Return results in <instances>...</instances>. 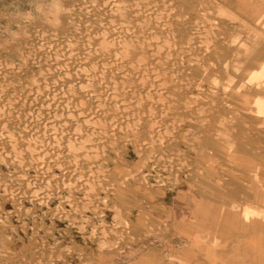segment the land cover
I'll return each instance as SVG.
<instances>
[{
  "label": "rangeland",
  "instance_id": "obj_1",
  "mask_svg": "<svg viewBox=\"0 0 264 264\" xmlns=\"http://www.w3.org/2000/svg\"><path fill=\"white\" fill-rule=\"evenodd\" d=\"M252 107L264 108V0H0V126L57 108L86 128L78 150L105 145L119 219L143 239L123 264H264L247 245L264 220ZM151 160L166 174L155 185L141 177ZM7 237L0 230V264H29L31 246Z\"/></svg>",
  "mask_w": 264,
  "mask_h": 264
},
{
  "label": "built area",
  "instance_id": "obj_2",
  "mask_svg": "<svg viewBox=\"0 0 264 264\" xmlns=\"http://www.w3.org/2000/svg\"><path fill=\"white\" fill-rule=\"evenodd\" d=\"M62 113L38 110L0 126V230L9 246H31L22 257L29 264H98L96 254L110 250L113 259L100 264H123L126 247L143 239H133L119 219L123 206L105 145L78 150L80 118ZM161 166L149 161L142 179L155 185L166 176ZM127 177L137 182L138 175Z\"/></svg>",
  "mask_w": 264,
  "mask_h": 264
},
{
  "label": "crops",
  "instance_id": "obj_3",
  "mask_svg": "<svg viewBox=\"0 0 264 264\" xmlns=\"http://www.w3.org/2000/svg\"><path fill=\"white\" fill-rule=\"evenodd\" d=\"M251 111H254L252 114ZM258 109L256 108H250V113L248 114L249 116H256L255 119H244V121L247 123L251 131H254L258 136L262 137L260 139H264V115L263 114H258ZM264 113V111H263ZM263 119V120H262ZM255 128H261L263 131H257ZM261 134V135H260ZM257 194L255 195V199L257 202L261 203V205L264 208V188L263 185L257 189ZM204 210H206L204 208ZM252 231V235H250L247 239V245L249 248L255 252V251H262L264 250V239H261L259 236L263 235L264 233V220L262 222H258L257 224L251 225L250 227ZM187 231L191 230V227L186 228ZM199 247V244L196 240L191 241V246L192 247ZM189 251V249H186ZM205 251L209 254L208 256H211L210 251L206 248Z\"/></svg>",
  "mask_w": 264,
  "mask_h": 264
},
{
  "label": "bare ground",
  "instance_id": "obj_4",
  "mask_svg": "<svg viewBox=\"0 0 264 264\" xmlns=\"http://www.w3.org/2000/svg\"><path fill=\"white\" fill-rule=\"evenodd\" d=\"M84 1H85V0H84ZM117 1H118V0H117ZM114 2H115V1H114ZM117 3L119 4V2H117ZM108 5H109V4H108ZM114 6H115V5H114ZM252 7H253V6H252ZM111 8H112V6H111ZM84 10H85V9H84ZM88 10H89V9H88ZM113 11H114V10H113ZM230 13H231V12H230ZM145 16H146V15H145ZM145 16H144V17H145ZM131 20H132V19H131ZM134 20H135V19H134ZM110 21H111V20H110ZM165 21H166V20H165ZM138 22H139V21H138ZM131 25H132V24H131ZM141 25H142V24H141ZM137 26H138V23H137ZM143 26H144V25H143ZM207 26H208V25H207ZM210 26H211V25H210ZM211 27H212V26H211ZM97 29H98V28H97ZM113 29H114V28H113ZM98 30H99V29H98ZM200 31H201V30H200ZM207 31H208V30H207ZM147 32H148V31H147ZM112 33H113V32H112ZM200 33H201V32H200ZM206 33H207V32H206ZM141 34H142V33H141ZM149 34H150V33H149ZM175 34H176V33H175ZM139 35H140V34H139ZM204 35H205V34H204ZM141 36H142V35H141ZM69 37H71V36H69ZM94 37H95V36H94ZM116 37H117V36H116ZM119 37H120V36H119ZM126 37H127V36H126ZM137 37H138V36H137ZM139 37H140V36H139ZM72 38H73V37H72ZM106 39H107V38H106ZM113 39H114V38L112 37V40H113ZM117 39H118V37H117ZM79 40H80V39H79ZM101 40H103V39H101ZM47 41H48V40H47ZM110 41H111V40H110ZM115 41H116V39H115ZM115 41H114V42H115ZM56 42H57V41H56ZM117 42H118V41H117ZM117 42H116V43H117ZM51 43H52V42H51ZM101 43H102V42H101ZM111 43H112V42H111ZM118 43H119V44H118ZM118 43H117V44H118L119 50H121L122 48H124V42H123V40H119ZM33 44H34V43H33ZM70 44H72V43H70ZM109 44H110V43H109ZM114 44H115V43H114ZM45 45H46V44H45ZM211 45H212V44H211ZM125 46H126V45H125ZM134 46H135V45H134ZM209 46H210V45H209ZM105 47H106V46H105ZM109 47H111V44L109 45ZM118 47L115 46V48H118ZM127 47H129V46H127ZM150 47H151V46H150ZM59 48H60V47H59ZM89 48H90V47H89ZM129 48H130V47H129ZM50 49H51V47H50ZM124 49H125V48H124ZM126 49H127V48H126ZM130 49H131V48H130ZM130 49H129V51H130ZM135 49H136V48H135ZM55 50H56V49H55ZM104 50H105V49H104ZM109 50H114V48H113V49L110 48ZM119 50H118V49L115 50L116 52L114 51V52H115L114 54H116L117 52L123 54L122 50H121V51H119ZM153 50H154V49H153ZM210 50H211V49H210ZM105 51H106V50H105ZM131 51H132V50H131ZM141 51H142V50H141ZM51 52H52V51H51ZM161 52H162V51H161ZM118 53L116 54V55H117V58H118ZM124 53H125V51H124ZM149 53H150V52H149ZM152 53H153V52H152ZM152 53H151V54H152ZM81 54H82V52H81ZM136 54H138V53H136ZM37 55H38V54H37ZM37 55H36V56H37ZM133 56H134V55H133ZM82 57H84V56H82ZM119 57H121V55H120ZM34 58H35V57H34ZM72 58H73V57H72ZM114 58H115V55H114ZM129 58H130V57H129ZM63 61H64V60H63ZM85 61H87V60H85ZM146 61H147V60H146ZM146 61H145V62H146ZM59 62H60V61H59ZM118 62H120V61H118ZM96 63H97V62H96ZM26 64H27V63H26ZM86 64H87V63H86ZM91 64H93V63H91ZM203 64H204V63H203ZM51 65H52V64H51ZM88 65H89V64H88ZM114 65H115V63H114ZM86 66H87V65H86ZM86 66H85V67H86ZM132 66H133V65H132ZM54 69H55V68H54ZM89 69H90V68H89ZM77 70H78V69H77ZM79 71H80V70H79ZM258 71H259V69H258ZM261 71H262V70H261ZM261 71H259V72H261ZM58 72H59V70H58ZM93 72H94V71H93ZM53 73H54V72H53ZM83 73H84V72H83ZM88 73H89V72H88ZM88 73H87V74H88ZM133 73H134V72H133ZM256 73H257V72H256ZM56 74H57V73H56ZM116 74H117V73H116ZM250 74H251V73H250ZM53 75H54V74H53ZM83 75H84V74H83ZM140 75H141V74H140ZM257 76H258V75H257ZM165 77H166V76H165ZM1 78H2V77H1ZM82 78H83V77H82ZM104 78H105V77H104ZM157 78H158V77H157ZM45 79H46V78H45ZM90 79H91V78H90ZM257 79H258V78H257ZM1 81H2V80H1ZM45 81H47V80H45ZM85 81H86V80H85ZM250 81H251V80H250ZM216 82H217V81H216ZM57 83H58V82H57ZM75 83H76V82H75ZM83 83H85V82H83ZM76 84H77V83H76ZM151 85H152V84H151ZM241 85H242V84H241ZM39 86H40V85H39ZM55 86H56V85H55ZM74 86H75V85H74ZM232 87H233V86H232ZM235 87H236V85H235ZM94 89H95V88H94ZM85 90H86V89H85ZM231 90H232V89H231ZM149 91H150V90H149ZM232 91H233V90H232ZM249 92H250V91H249ZM42 93H43V92H42ZM166 94H167V93H166ZM182 94H183V93H182ZM98 95H99V94H98ZM120 97H121V96H120ZM191 97H192V96H191ZM247 97H248V96H245V98H247ZM262 97H263V96H262ZM20 98H21V97H20ZM87 98H88V97H87ZM245 98H244V99H245ZM73 99H74V98H73ZM90 99H91V98H90ZM256 99H257V98H256ZM92 100H93V99H92ZM245 100H246V99H245ZM260 101H261V100H260ZM108 102H109V101H108ZM255 102L257 103V101L254 100V103H255ZM258 102H259V100H258ZM145 103H146V102H145ZM206 103H207V102H206ZM212 103H213V101H212ZM259 103H260V102H259ZM213 104H214V103H213ZM247 104H248V103H247ZM257 104H258V103H257ZM261 104H262V103H261ZM149 105H150V104H149ZM155 105H156V104H155ZM254 105H255V104H254ZM117 106H118V105H117ZM207 106H208V105H207ZM75 107H76V106H75ZM91 107H92V106H91ZM142 107H143V106H142ZM199 107H200V106H199ZM260 107L262 108V106H260ZM260 107H259V108H260ZM47 108H48V107H47ZM41 109H42V108H41ZM51 109H52V108H51ZM56 109H57V108H56ZM56 109H55V110H56ZM162 109H163V108H162ZM263 109H264V108H263ZM263 109H258V110H263ZM48 110H49V108H48ZM53 110H54V109H53ZM55 110H54V111H55ZM81 110H82V109H81ZM163 110H164V109H163ZM203 110H204V109H203ZM42 111H43V110H42ZM78 111H79V110H78ZM82 111H83V110H82ZM82 111H81V112H82ZM88 111H89V110H88ZM1 112H3V111H1ZM1 112H0V113H1ZM43 112H44V111H43ZM45 112H47V111L45 110ZM91 112H92V111H91ZM94 112H96V110H95ZM258 112H259V111H258ZM3 113H4V112H3ZM3 113H2V114H3ZM65 114H66V113H65ZM92 114H93V113H92ZM94 114H95V113H94ZM96 114H99V113L97 112ZM156 114H157V113H156ZM259 114H260V112H259ZM0 115H1V114H0ZM3 115H4V114H3ZM83 115H84V114H83ZM86 115H87V114H86ZM86 115H85V116H86ZM144 115H145V114H144ZM147 118H148V116H147ZM88 119H89V118H87V120H88ZM148 119H149V118H148ZM150 119H151V118H150ZM205 119H206V118H205ZM9 120L11 121L12 119H9ZM9 120H8V121H9ZM19 120H20V119H19ZM103 120H104V119H103ZM10 121H9V122H10ZM12 121H13V120H12ZM14 121H16V120H14ZM9 122H8V123H9ZM85 122H86V121H85ZM88 122H89V120L86 122V125H87ZM90 122H91V121H90ZM90 122H89V123H90ZM145 122L147 123V121H145ZM145 122H144V123H145ZM10 123H11V122H10ZM12 123H13V122H12ZM77 123H78V122H77ZM82 123H83V122H82ZM89 123H88V125H89ZM91 123H94V122H91ZM91 123H90V125H91ZM97 123H99V122H97ZM80 124H81V123H80ZM141 124H143V123H141ZM81 125H82V124H81ZM84 125H85V123H84ZM86 125H85V126H86ZM93 125H95V124H93ZM93 125H92V126H93ZM120 125H122V124H120ZM143 125H144V124H143ZM147 125L150 126V123L147 124ZM96 126L99 128V126H101V125L98 124V125H95V127H96ZM110 126H113V125L111 124ZM140 126H141V125H140ZM87 127H88V126H87ZM89 127H90V126H89ZM114 127H115V126H114ZM142 127H143V126H142ZM144 127H145V125H144ZM84 128H85V127H84ZM92 128H93V127H92ZM101 128H102V127H101ZM108 128H109V127H108ZM110 128H111V127H110ZM110 128H109V129H110ZM120 128H121V127H120ZM145 128H146V127H145ZM147 128H148V127H147ZM85 129H86V128H85ZM85 129H84V130H85ZM87 129H88V128H87ZM90 129H91V128H90ZM103 129H104V128H103ZM106 129H107V128H106ZM106 129H105V130H106ZM111 129H113V128H111ZM138 129H139V127H138ZM126 130H127V129H126ZM85 131H86V130H85ZM113 132H114V131H113ZM91 134H92V133H91ZM187 134H188V133H187ZM171 136H172V135H171ZM87 137H88V136H87ZM218 137H219V136H218ZM224 137H225V135H224ZM81 138H82V137H81ZM89 138H90V136H89ZM138 138H139V137H138ZM78 140H79V139L77 138V139H76V142H78ZM81 140H83V139H80L79 141H81ZM86 140H87V139H86ZM91 140H92V139H91ZM91 140H90V141H91ZM113 140H114V139H113ZM115 140H116V139H115ZM183 140H184V139H183ZM84 141H85V140H84ZM94 141H95V140H93V142H94ZM97 141H98V140H97ZM97 141H96V142H97ZM105 141H106V140H105ZM155 141H156V140H155ZM91 142H92V141H91ZM96 142H95V144H96ZM98 142H99V141H98ZM156 142H157V141H156ZM145 143H146V142H145ZM145 143L143 142V144H145ZM77 144H78V143H77ZM80 144H81V143H80ZM82 144H83V143H82ZM92 144L94 145V143H92ZM100 144H101V143H100ZM83 145H84V144H83ZM83 145H81V146L79 145V148L82 147ZM96 145H97V144H96ZM98 145H99V144H98ZM139 145H140V144H139ZM100 146H101V145H100ZM83 147H84V146H83ZM139 147H140V146H139ZM77 149H78V148H77ZM86 151H87V150H86ZM118 174H119V173H118ZM118 174H117V175H118ZM121 181H122V180H121ZM204 182H205V181H204ZM121 183H122V182H121ZM123 183H124V181H123ZM202 184H204V183H202ZM208 184H210V183H208ZM208 184H206V185H208ZM208 186H209V185H208ZM20 250H21V249H20ZM13 257H14V256H13ZM10 259H11V258H10Z\"/></svg>",
  "mask_w": 264,
  "mask_h": 264
}]
</instances>
